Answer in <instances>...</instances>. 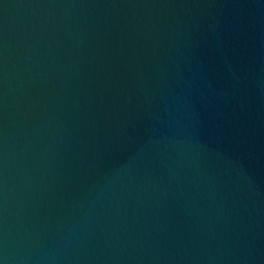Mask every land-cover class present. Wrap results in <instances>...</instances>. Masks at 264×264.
<instances>
[{
    "label": "water",
    "instance_id": "water-1",
    "mask_svg": "<svg viewBox=\"0 0 264 264\" xmlns=\"http://www.w3.org/2000/svg\"><path fill=\"white\" fill-rule=\"evenodd\" d=\"M0 264H264V0H0Z\"/></svg>",
    "mask_w": 264,
    "mask_h": 264
}]
</instances>
